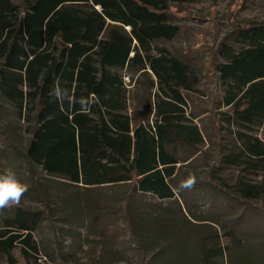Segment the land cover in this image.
Segmentation results:
<instances>
[{
  "label": "trees",
  "instance_id": "16d2710c",
  "mask_svg": "<svg viewBox=\"0 0 264 264\" xmlns=\"http://www.w3.org/2000/svg\"><path fill=\"white\" fill-rule=\"evenodd\" d=\"M186 1L0 0V95L29 134L19 149L0 115V158L21 152L23 176L39 195L36 166L88 188L126 185L119 210L133 233L136 194L178 198V164L190 163L205 143L194 113L189 116L190 102L212 115L213 185L226 192L233 187L217 178V168L264 169V138L233 129L264 123V19L235 25L217 45L214 87L201 91L196 69L157 44L179 35L173 9ZM57 83L68 93L62 101L50 96ZM226 129L239 151H227ZM180 147L195 151L183 159ZM234 187L264 215V182L242 177ZM47 205L0 212V250L9 264H18L17 250L25 259L39 253L35 233L48 218Z\"/></svg>",
  "mask_w": 264,
  "mask_h": 264
},
{
  "label": "rangeland",
  "instance_id": "374dc122",
  "mask_svg": "<svg viewBox=\"0 0 264 264\" xmlns=\"http://www.w3.org/2000/svg\"><path fill=\"white\" fill-rule=\"evenodd\" d=\"M173 11L181 32L173 40L157 44L196 69L200 77L198 88L202 91L214 87L212 65L217 45L231 34L235 25L263 20L264 0H188ZM229 41L240 46L232 39ZM188 113H194L205 143L190 163L180 165L174 182L178 198L163 200L136 194L132 205L134 233L119 210L126 185L88 188L50 177L36 166L34 177L43 186L39 195L33 181L23 176L21 152H8V161L0 158V171L11 168L28 185L20 206L41 211L50 204L48 218L35 233L39 253L25 259L17 250L18 264H264V215L254 206L244 204L234 192L242 177L263 183L264 169L246 170L245 164L217 168V178L233 187L226 192L213 185L215 182L208 178L212 166L217 167L209 140L214 128L212 115L203 108L195 109L192 102ZM0 115L15 144L24 150L29 140L26 122L1 95ZM233 129L264 138V123L248 128L234 125ZM224 134L227 151H239L240 142L234 133L226 129ZM194 151L179 148L183 159ZM189 174L196 177L195 186L181 189V181ZM257 201L263 203L262 198ZM0 264H9L1 250Z\"/></svg>",
  "mask_w": 264,
  "mask_h": 264
},
{
  "label": "clouds",
  "instance_id": "9594fccd",
  "mask_svg": "<svg viewBox=\"0 0 264 264\" xmlns=\"http://www.w3.org/2000/svg\"><path fill=\"white\" fill-rule=\"evenodd\" d=\"M50 96L62 101L67 98L68 93L67 90L60 88L57 83L50 92ZM81 108L83 111H87L89 108L88 102L84 99L81 100ZM196 182V177L189 174L181 181L179 187L190 190ZM27 191L28 185L22 182L11 168L0 171V212L6 208L18 207Z\"/></svg>",
  "mask_w": 264,
  "mask_h": 264
},
{
  "label": "crops",
  "instance_id": "0c3cea01",
  "mask_svg": "<svg viewBox=\"0 0 264 264\" xmlns=\"http://www.w3.org/2000/svg\"><path fill=\"white\" fill-rule=\"evenodd\" d=\"M181 148H182V147H181ZM177 153H178L179 157H180V158H182V157L180 156V153H179V148H178V151H177ZM196 156H197V155H196ZM196 156H195V157H196ZM195 157H193V158H195ZM193 158H191L189 161L193 160ZM181 163H182V162H181ZM181 163H179V164H178V166H180V165H181Z\"/></svg>",
  "mask_w": 264,
  "mask_h": 264
}]
</instances>
